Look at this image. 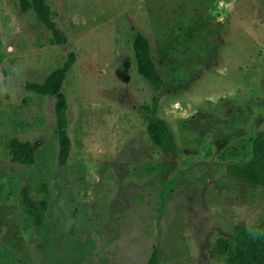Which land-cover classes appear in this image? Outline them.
<instances>
[{"label":"rangeland","instance_id":"374dc122","mask_svg":"<svg viewBox=\"0 0 264 264\" xmlns=\"http://www.w3.org/2000/svg\"><path fill=\"white\" fill-rule=\"evenodd\" d=\"M45 1L60 44L0 0V264H143L153 246L160 264H204L215 238L264 223V188L225 172L249 158L256 132L264 140V0ZM135 32L157 92L136 72ZM69 51L60 163L53 98L24 83ZM152 95L173 153L147 136ZM12 138L31 143V164L10 160Z\"/></svg>","mask_w":264,"mask_h":264},{"label":"trees","instance_id":"16d2710c","mask_svg":"<svg viewBox=\"0 0 264 264\" xmlns=\"http://www.w3.org/2000/svg\"><path fill=\"white\" fill-rule=\"evenodd\" d=\"M21 13L31 11L34 19L41 23L50 33L55 44L61 43V34L56 27L45 0H16ZM131 48L136 72L147 82L153 92L160 90L162 78L157 71L152 57L148 39L140 32H135ZM74 61L72 51L66 53L62 64L50 70L40 82H26V89L53 98L52 112L57 130V159L64 163L69 153L70 141L66 132L67 117L66 98L61 91V83L66 72ZM157 98L152 95L150 103L141 106L142 114L147 118L145 130L153 146L162 154L175 151L173 135L164 120L156 115ZM250 156L242 162L225 165L227 175L242 179L251 188H264V140L261 132H256L250 143ZM9 156L12 162L29 165L33 162V148L29 141L12 138L9 141ZM21 201L24 205L34 208L28 197L27 188L21 189ZM36 223L40 224L35 215ZM143 264H160L155 246L150 250ZM204 264H264V223L257 225L236 226L231 237H217L213 240L209 257Z\"/></svg>","mask_w":264,"mask_h":264}]
</instances>
